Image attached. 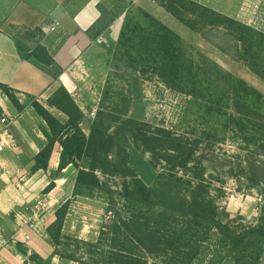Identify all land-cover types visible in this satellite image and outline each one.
<instances>
[{
    "label": "trees",
    "instance_id": "16d2710c",
    "mask_svg": "<svg viewBox=\"0 0 264 264\" xmlns=\"http://www.w3.org/2000/svg\"><path fill=\"white\" fill-rule=\"evenodd\" d=\"M151 1L190 32L206 40L210 34V45L264 83V30L194 0ZM135 13L125 16L116 52L135 77L155 78L183 96L185 115L196 118L194 128L186 137L176 129L151 126L129 117V103L121 101L111 109L97 110L85 132V114L64 87L46 101L47 107L66 117L64 124L41 104L31 102L45 123L46 144L30 172L46 173L55 145L61 149L43 195L55 188L54 182L68 167L76 173L73 199L106 193L107 185L97 173L123 180L120 200L127 217L120 209H111L113 220L102 227L95 242L63 235L70 201L56 210L55 221L45 229L54 247L52 257L77 264H150L149 258L154 260L151 264H264V220L254 226L234 225L217 206L213 171L207 175L204 165V152L230 139L244 154L234 169L237 176L251 188L264 181V95L202 53L189 52L177 33L147 12L136 9ZM25 32L23 41L36 43L29 50L22 39L17 41L20 58L49 69L58 80L63 71L39 43L42 31ZM0 90L11 94L4 85ZM131 151L149 155L155 173L147 182L130 167Z\"/></svg>",
    "mask_w": 264,
    "mask_h": 264
},
{
    "label": "crops",
    "instance_id": "0c3cea01",
    "mask_svg": "<svg viewBox=\"0 0 264 264\" xmlns=\"http://www.w3.org/2000/svg\"><path fill=\"white\" fill-rule=\"evenodd\" d=\"M143 0H123L137 4ZM114 0H0V85L11 94L0 90V264H76L52 257L53 245L45 229L55 221V212L72 198L75 171L67 177L68 167L55 188L48 195L43 190L51 182L50 173L58 167L60 147L55 145L49 160L48 171L31 173L33 159L45 146L42 133L45 123L38 117L31 102L45 107L59 122L66 117L46 101L59 87H64L76 101L78 89L77 69L82 67L90 50L102 39L98 25L103 8L112 7ZM141 6V5H140ZM122 17L116 18L108 30L115 32L121 27ZM119 24V25H118ZM94 28L93 32L89 33ZM15 29H40V44L62 69L58 80L52 72L38 66L33 60L24 61L17 50L18 37ZM53 29V31H52ZM25 46L31 50L36 40L26 39ZM81 109V108H80ZM82 110V109H81ZM5 120L4 123L1 120ZM39 201L47 205L44 227L30 230L21 226L26 221L27 209ZM64 234V233H63ZM80 239L73 234H64ZM29 240L25 241L24 237ZM23 250V254L20 250Z\"/></svg>",
    "mask_w": 264,
    "mask_h": 264
},
{
    "label": "rangeland",
    "instance_id": "374dc122",
    "mask_svg": "<svg viewBox=\"0 0 264 264\" xmlns=\"http://www.w3.org/2000/svg\"><path fill=\"white\" fill-rule=\"evenodd\" d=\"M114 1L112 7L103 8L101 20L97 26L102 32V39H98L90 50L86 63L77 69L76 82L79 86L74 97L78 101L77 105L85 114V122L82 125L85 132L88 131L89 122L94 118L97 110L111 109L112 105L121 104V101L129 103V117L151 126L176 129L179 134L186 137H190V131L194 128L192 120L196 118L185 115L186 100L183 96L166 89L155 78L135 77L116 52L118 36L125 16H136V9L147 12L177 33L190 48L189 52L202 53L222 69L264 95V83L240 63L234 62L210 45V34L206 40L190 32L151 0H143L142 3L137 4ZM194 1L246 25L264 30V0ZM123 11L124 14L120 16L122 21L119 31L111 33L108 27L116 19L115 16ZM15 32L18 41L22 39L21 43L25 46V41H23L25 30L15 29ZM212 41L219 44L222 42L214 38ZM197 124L199 126L196 129L200 130L201 124ZM204 156V165L208 168L207 175L213 171L212 195L217 206L228 215V219L233 221L234 225L244 226H254L264 220V194H261L264 190V181L257 188H251V184L245 178L237 176L234 169L243 161L244 156L238 144L228 139L215 146L212 151L204 152ZM149 159V155L141 151L130 152V167L146 182L151 178L152 173H155L150 169ZM231 169H233L232 173ZM74 171L70 168L67 177H72ZM97 176L102 184L107 185L109 192L107 190L106 193L98 192L91 198L70 199V207L62 233L73 234L81 240L95 242L102 227L113 220L111 209H120L122 216L127 217L122 208L123 202L120 200L123 180L104 177L99 173ZM148 261L151 264L154 260L149 258Z\"/></svg>",
    "mask_w": 264,
    "mask_h": 264
},
{
    "label": "built area",
    "instance_id": "2783aa9c",
    "mask_svg": "<svg viewBox=\"0 0 264 264\" xmlns=\"http://www.w3.org/2000/svg\"><path fill=\"white\" fill-rule=\"evenodd\" d=\"M1 122L4 123L5 120L3 119L1 120ZM2 150H3V145L0 141V153L2 152ZM47 209H48L47 205L44 202L39 201L35 206H33L30 209H27V211L29 212V216L26 221H22L21 226H27L30 230H35L38 226L44 227L47 223V219L45 215ZM24 240L28 241L29 237L25 236ZM0 244L2 245L5 244L1 236H0Z\"/></svg>",
    "mask_w": 264,
    "mask_h": 264
}]
</instances>
